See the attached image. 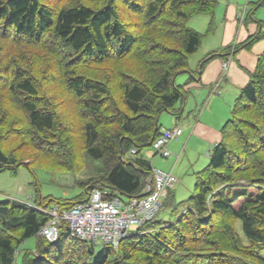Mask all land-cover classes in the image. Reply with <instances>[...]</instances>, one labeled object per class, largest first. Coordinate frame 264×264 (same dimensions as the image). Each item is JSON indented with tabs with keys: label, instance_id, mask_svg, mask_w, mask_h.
Wrapping results in <instances>:
<instances>
[{
	"label": "trees",
	"instance_id": "trees-1",
	"mask_svg": "<svg viewBox=\"0 0 264 264\" xmlns=\"http://www.w3.org/2000/svg\"><path fill=\"white\" fill-rule=\"evenodd\" d=\"M217 6L218 0H0V173L42 166L76 174L84 154L101 163L99 175L82 184L80 198L54 205L74 206L93 188L143 196L152 177L144 151L160 134L162 113L181 117L177 105L186 91L175 80L189 72L201 44L187 24L209 16L211 30ZM259 25L236 50L262 39ZM224 52L208 54L200 72ZM193 176L187 199L177 203L167 192L158 215L168 209L171 220L157 215L117 249L98 253L65 225L57 243L39 237L49 217L37 208L50 210V200L0 201V264H14L31 238L36 254L24 252L20 264H264V51L208 165Z\"/></svg>",
	"mask_w": 264,
	"mask_h": 264
},
{
	"label": "crops",
	"instance_id": "crops-1",
	"mask_svg": "<svg viewBox=\"0 0 264 264\" xmlns=\"http://www.w3.org/2000/svg\"><path fill=\"white\" fill-rule=\"evenodd\" d=\"M259 2L252 3L247 0L242 6L241 0H218L213 21L217 15L220 16L219 47L207 48L200 57H190L194 59L189 58V63H195L194 66L191 65L192 69L189 64L190 73L177 76L176 85L185 86L186 91L183 103L177 105L183 110L182 115L177 121L175 118L171 120L168 117H160L159 125L170 124L168 127L161 126V129L180 127L182 135L168 145L171 153L168 159L159 158L149 149L144 151V156L150 161L153 169L165 171L168 160L176 154L184 155L188 164L189 157L196 160L194 165L199 158L206 162L212 149L219 143L221 129L230 118L235 99L248 83L249 74L254 72L258 58L264 51V36L246 49H235V46L259 31V23L264 24V20L254 18L253 9H257L255 7H258ZM248 7L250 12L247 15L244 10ZM241 15L243 18L240 21ZM223 49V55L208 61L200 72V62L208 54L220 53ZM191 77L192 80L189 81ZM181 120L184 125L179 123Z\"/></svg>",
	"mask_w": 264,
	"mask_h": 264
},
{
	"label": "rangeland",
	"instance_id": "rangeland-1",
	"mask_svg": "<svg viewBox=\"0 0 264 264\" xmlns=\"http://www.w3.org/2000/svg\"><path fill=\"white\" fill-rule=\"evenodd\" d=\"M246 1L247 0H241L242 6L245 5ZM259 1L261 0H250V2L252 3H256ZM249 8L250 7H248L247 10H244L247 15L250 12ZM255 8L257 9H253L254 18L264 20V8ZM220 22L221 18L219 15H217V17L213 21L212 28H210L211 30H209V16L200 15L189 20L187 27L202 36L201 44L197 52L194 54L196 56L193 55L191 57L197 58L202 56L204 51L207 50V48L210 49L219 47L221 33V28H219ZM189 64L192 69V66H194L195 63L192 65L190 62ZM178 79H180V77ZM62 109L64 110V117L66 115L69 116V107L65 105ZM160 117H168L171 120H174V117H172V115L167 112L162 113L159 116V119ZM175 121L177 120L175 119ZM179 123L181 125H184L183 120H181V122L179 121ZM63 124L69 126L71 124V122H69V118H67V122L65 121L63 122ZM161 126L168 127L170 126V124L165 125L164 123H161ZM23 151L25 153H28L29 151H31V149H23ZM176 156H179V159L175 164L174 161ZM82 157V167L76 174L64 173L60 171H50L48 169L43 168L42 166H34L31 171H29L25 166H21L15 171L10 170L0 173V201L14 199L21 202H27L28 199L30 204H32V202L34 203L35 200L38 204L39 200L41 199V201L43 202H48L50 200L48 204L52 206L54 205V202H67L80 198L81 194L83 193L82 184H85L90 179L96 178L99 175V170L102 167L99 161L94 160L84 154H82ZM189 159L190 162L188 164L184 155L176 154L173 156V158L168 160V167L165 169V171L160 169L163 172L171 173L176 178L177 183L175 184L173 191L177 203L187 199L192 195L195 185L193 174L196 171L205 168L209 163V157L206 158V162H203V159L199 158L196 165H194V162H196V160H191L190 157ZM27 163L28 160L26 159L25 164ZM252 192L255 193V190H252ZM167 210L168 209L162 210L161 213L158 215L157 220H171L173 218V213H168ZM235 229L240 238L244 241L241 230V223L239 221L236 222ZM35 245L36 238H31L25 241L20 248L21 253L17 255L14 264H20L22 255L26 251L32 250V252L36 254V252L34 251ZM101 248L102 245L100 243H94V250L96 253H98ZM262 257L264 258V253L262 254Z\"/></svg>",
	"mask_w": 264,
	"mask_h": 264
},
{
	"label": "built area",
	"instance_id": "built-area-1",
	"mask_svg": "<svg viewBox=\"0 0 264 264\" xmlns=\"http://www.w3.org/2000/svg\"><path fill=\"white\" fill-rule=\"evenodd\" d=\"M181 135L180 127L161 130L152 142L151 150L166 159L171 156L168 145ZM130 152L135 153L133 149ZM177 160L178 157L175 163ZM176 182L171 173L152 169L151 181L146 184L145 194L141 197L126 198L105 188H93L83 202L69 208L60 209L55 205L48 211L39 209L49 219L38 235L49 243H56L62 225H65L73 237L117 249L131 232L143 228L156 217L162 199Z\"/></svg>",
	"mask_w": 264,
	"mask_h": 264
}]
</instances>
